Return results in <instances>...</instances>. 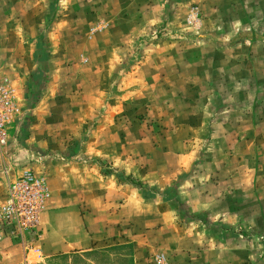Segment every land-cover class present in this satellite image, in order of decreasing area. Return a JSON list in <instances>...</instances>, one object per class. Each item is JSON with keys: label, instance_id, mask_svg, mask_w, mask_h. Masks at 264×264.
Listing matches in <instances>:
<instances>
[{"label": "rangeland", "instance_id": "rangeland-1", "mask_svg": "<svg viewBox=\"0 0 264 264\" xmlns=\"http://www.w3.org/2000/svg\"><path fill=\"white\" fill-rule=\"evenodd\" d=\"M41 1L37 28L0 24V78L23 104L0 162L48 185V165L96 168L59 187L103 219L74 264H197L198 232L263 260L264 0ZM52 79L68 114L38 128Z\"/></svg>", "mask_w": 264, "mask_h": 264}, {"label": "crops", "instance_id": "crops-1", "mask_svg": "<svg viewBox=\"0 0 264 264\" xmlns=\"http://www.w3.org/2000/svg\"><path fill=\"white\" fill-rule=\"evenodd\" d=\"M41 2V0H0V24L3 21H6V23L11 21L13 23L12 17L14 15L12 14L16 12L17 15L19 11L26 16L18 18L15 15V21L25 20L22 24H25L27 28H37L41 22V14L47 10V5H42ZM41 8L43 9L41 10ZM17 43L28 44V46L32 47V44L25 42V38ZM28 51L27 54L34 62L36 58L34 50L29 47ZM54 76L55 74L52 73L51 78ZM58 89V83L52 79L38 101L35 107L36 117L39 118L36 125L38 128L40 117L42 118L43 115L49 118L55 117L54 120L57 125L62 123V118L68 114L64 111V107H60L59 104L53 106L51 102V100L60 101L58 100L60 96ZM54 107L57 109L56 114H54ZM70 112H73V109ZM14 124L17 127L18 124L21 125V122L18 121ZM14 124L12 129L15 128ZM32 126L36 127L35 125ZM36 132L37 130L34 132V136ZM57 136H59L58 133L51 138H56ZM12 138V135L10 137L9 134L8 144L0 152V156L4 157V150L10 149ZM87 147L86 145V154ZM21 171L22 169L19 171L14 162L13 164H1L0 162V203L6 197L9 181L18 176ZM31 171L37 174L36 171ZM46 171L49 172L47 176L49 185H47L48 187L50 186V194L46 207L41 214V225L36 230L25 231L22 237H19L8 235L5 227L0 223V231L5 234L0 241V264H74V258L77 255L81 256L83 252L92 250L93 247L98 246L102 241L101 234L105 231L102 227L103 219L91 215L93 210L89 200L90 195L87 192L79 195V192L74 190L70 191L72 195H68L66 194L67 191L63 194V190H59L63 181H66L71 188L79 186V183L82 184V187L83 184H87L90 181L91 178L88 180L90 175L98 174L101 176L96 168L76 161H70L60 166L48 165ZM200 196L203 198L204 195L200 194ZM186 199L187 201L189 200L187 197ZM195 236L198 237L196 246L199 250L197 252L204 249L201 255L196 258L197 264H264V259H260L259 250L256 248L255 250H249V246L245 244H229L227 242L229 239L222 241V243L216 239L215 243L210 239L202 240L200 232L195 233ZM206 253H209V257L206 256Z\"/></svg>", "mask_w": 264, "mask_h": 264}, {"label": "built area", "instance_id": "built-area-1", "mask_svg": "<svg viewBox=\"0 0 264 264\" xmlns=\"http://www.w3.org/2000/svg\"><path fill=\"white\" fill-rule=\"evenodd\" d=\"M23 104L16 88L0 78V152L8 144L9 127L21 120ZM50 191L42 176L24 169L8 183L0 203V223L10 236L22 237L27 230L38 229ZM0 231V241L4 237Z\"/></svg>", "mask_w": 264, "mask_h": 264}]
</instances>
